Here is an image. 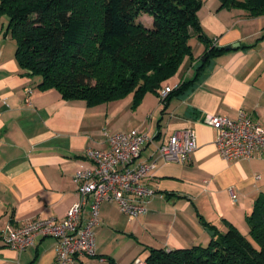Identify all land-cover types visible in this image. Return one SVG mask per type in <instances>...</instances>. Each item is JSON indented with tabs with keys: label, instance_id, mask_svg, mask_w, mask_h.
<instances>
[{
	"label": "crops",
	"instance_id": "crops-1",
	"mask_svg": "<svg viewBox=\"0 0 264 264\" xmlns=\"http://www.w3.org/2000/svg\"><path fill=\"white\" fill-rule=\"evenodd\" d=\"M219 5L218 0L203 3L197 13L202 32L221 48L238 46L196 73L206 48L193 36L191 56L161 88L192 83L164 107L150 93L135 107L128 95L90 108L84 101L62 100L55 90L40 91V79L18 67L15 42L3 35L8 18L0 16V264H55V239L40 238L17 253L4 246L2 232L37 219L61 220L78 201L73 177L90 167L86 151L106 150V134L131 128L153 138L133 164L156 160L143 180L153 191L146 212L129 219L116 203L103 202L94 228L95 256L78 257L73 264L145 263L152 249L208 245L213 236L206 230L215 235L232 225L242 235L249 231L245 218L264 194V156L223 160L216 132L202 119L206 114L235 119L241 111L264 126V16L250 18ZM26 88L32 90L29 105ZM184 129L195 133L190 160L158 159L155 147Z\"/></svg>",
	"mask_w": 264,
	"mask_h": 264
},
{
	"label": "trees",
	"instance_id": "trees-1",
	"mask_svg": "<svg viewBox=\"0 0 264 264\" xmlns=\"http://www.w3.org/2000/svg\"><path fill=\"white\" fill-rule=\"evenodd\" d=\"M219 9L264 16V0H218ZM203 0H0L8 18L4 36L15 42L18 67L38 77L40 91L55 90L64 101L94 107L132 95L133 107L158 95L191 56L195 36L206 48L196 73L225 51L199 24ZM152 18V27L138 22ZM192 81L169 92L182 94ZM250 241L232 225L215 232L208 245L167 251L152 249L145 264H264V194L245 218ZM206 227L210 225L205 224Z\"/></svg>",
	"mask_w": 264,
	"mask_h": 264
},
{
	"label": "built area",
	"instance_id": "built-area-1",
	"mask_svg": "<svg viewBox=\"0 0 264 264\" xmlns=\"http://www.w3.org/2000/svg\"><path fill=\"white\" fill-rule=\"evenodd\" d=\"M214 45H216L214 41ZM173 89L163 87L158 92L161 104ZM32 90H24L26 105L30 104ZM202 124L216 132L215 146L218 155L225 161L249 160L264 156V126L243 112L237 118L204 115ZM106 150L86 151L90 162L88 169L79 170L73 177L78 201L61 220H33L19 227H7L1 239L7 248L23 252L40 238L51 237L58 247L55 264H73L81 256H95L94 228L99 224V207L103 202H114L120 212L129 219L146 212V205L153 191L143 180L154 168L155 161L133 165L142 148L153 143L148 133L131 128L107 135ZM158 159L183 164L190 160L196 149L195 133L184 129L170 136L165 143L155 147ZM234 201L235 195L231 193ZM134 264H145L136 260Z\"/></svg>",
	"mask_w": 264,
	"mask_h": 264
},
{
	"label": "rangeland",
	"instance_id": "rangeland-1",
	"mask_svg": "<svg viewBox=\"0 0 264 264\" xmlns=\"http://www.w3.org/2000/svg\"><path fill=\"white\" fill-rule=\"evenodd\" d=\"M204 2L206 1H210V0H203ZM138 22H140L141 24H143L145 27L151 28L152 27V18L147 16V15H141L139 16ZM193 44V43H192ZM249 230V228H248ZM243 236H245L249 241L251 240L249 237V231Z\"/></svg>",
	"mask_w": 264,
	"mask_h": 264
},
{
	"label": "water",
	"instance_id": "water-1",
	"mask_svg": "<svg viewBox=\"0 0 264 264\" xmlns=\"http://www.w3.org/2000/svg\"><path fill=\"white\" fill-rule=\"evenodd\" d=\"M238 46V44H232V45H229V46H225L224 49L225 50H229V49H232V48H236ZM207 233L210 235V236H214V232L210 231V230H206Z\"/></svg>",
	"mask_w": 264,
	"mask_h": 264
}]
</instances>
